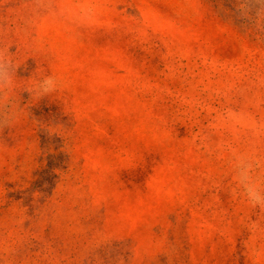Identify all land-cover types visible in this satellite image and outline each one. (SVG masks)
Here are the masks:
<instances>
[{
	"label": "rangeland",
	"instance_id": "rangeland-1",
	"mask_svg": "<svg viewBox=\"0 0 264 264\" xmlns=\"http://www.w3.org/2000/svg\"><path fill=\"white\" fill-rule=\"evenodd\" d=\"M5 61L0 264H264V0H0Z\"/></svg>",
	"mask_w": 264,
	"mask_h": 264
},
{
	"label": "clouds",
	"instance_id": "clouds-1",
	"mask_svg": "<svg viewBox=\"0 0 264 264\" xmlns=\"http://www.w3.org/2000/svg\"><path fill=\"white\" fill-rule=\"evenodd\" d=\"M11 64L10 62H0V83L10 85ZM56 82L51 78H44L39 84L40 92L54 90ZM256 161L248 156H236L234 158V170L243 196L253 207H264V185L253 175V168Z\"/></svg>",
	"mask_w": 264,
	"mask_h": 264
}]
</instances>
